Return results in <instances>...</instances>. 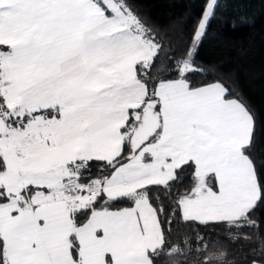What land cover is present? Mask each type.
<instances>
[{"label":"snow or ice","instance_id":"6c2138e0","mask_svg":"<svg viewBox=\"0 0 264 264\" xmlns=\"http://www.w3.org/2000/svg\"><path fill=\"white\" fill-rule=\"evenodd\" d=\"M222 6L0 0V264H264V110L199 59Z\"/></svg>","mask_w":264,"mask_h":264},{"label":"trees","instance_id":"16d2710c","mask_svg":"<svg viewBox=\"0 0 264 264\" xmlns=\"http://www.w3.org/2000/svg\"><path fill=\"white\" fill-rule=\"evenodd\" d=\"M199 59L220 62L238 74L247 101L264 110V0H221ZM202 0H137L146 19L169 33L199 15ZM247 17L248 23L241 18ZM235 25V27H233Z\"/></svg>","mask_w":264,"mask_h":264}]
</instances>
